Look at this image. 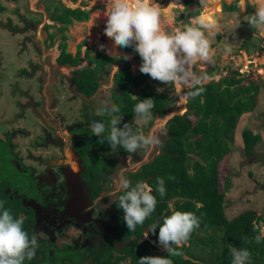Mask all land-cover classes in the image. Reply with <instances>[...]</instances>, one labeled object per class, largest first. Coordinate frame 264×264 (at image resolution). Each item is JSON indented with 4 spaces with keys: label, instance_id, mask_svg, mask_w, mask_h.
Listing matches in <instances>:
<instances>
[{
    "label": "flooded vegetation",
    "instance_id": "flooded-vegetation-1",
    "mask_svg": "<svg viewBox=\"0 0 264 264\" xmlns=\"http://www.w3.org/2000/svg\"><path fill=\"white\" fill-rule=\"evenodd\" d=\"M198 1L193 0L188 4H197ZM45 2L46 11L49 13L51 21H55L52 18L54 9L52 10L51 7L53 2L56 5L57 0ZM26 3L28 6L29 0H26ZM63 3L65 2L62 1ZM0 7H3L2 2ZM14 11L17 19L8 18L14 28L25 27L24 18L32 22L31 27L25 33L13 34L10 31L14 36H20L18 41L20 53L24 52L29 45H32L36 52L27 67L19 71L23 74L24 85L21 86L13 78L11 79L21 92V98H26V105L30 108L31 114L29 115L25 110L21 113L16 111L18 114L16 113L14 117L23 120L24 129L22 132L25 136H30L32 133L35 135L30 146L23 150L19 149L20 142L14 138L12 129L3 133L5 136L3 138L0 134V149L4 152L5 149L8 150L5 152L7 157L4 160L1 158L5 155L0 158L3 163L0 164V201L9 197L14 202L12 210L19 214L18 218L23 217V229L29 234V238L35 236L39 242L35 257L30 261L25 260L24 264H125L127 261L132 263L128 259L129 257L127 259L124 257L128 255L130 249L139 247L138 243L148 241L150 243L148 252L156 247L163 249L158 244V238L153 234L150 233L147 239L143 237L148 227L153 224L150 218L151 215L155 216L154 212L143 225H137L135 231H129L127 228L123 220L124 212L118 207V197L123 194V191L119 189L118 181L121 175L129 178L133 186L137 181H147L154 189L153 192H157L154 183H157L158 179H163L161 177L164 175L163 170L156 166L158 164L162 167V164L157 163L158 159L163 153L169 155L166 151L174 152L176 159L182 155L180 150L168 149V141H173L175 136L169 129L173 122H176L174 117L179 114L170 117L165 124L169 135L166 143L163 145L161 143L151 152H146L144 149L137 150L132 154V166L129 167L128 154L125 150L123 148L111 150L106 140V134L97 137L92 132L90 125L94 121H100L107 126L112 116H117L122 118L121 127L124 123H129L134 131H142L147 135L151 128L159 122V118L167 113L160 114L155 107L156 112H152L153 118L149 123H144L138 115L134 117L139 119V123L131 121L130 118L119 112L112 113V116L98 114V109L103 108L106 104L110 110L113 105L118 106L120 101L121 103L127 101L125 93L116 86L115 74L126 63H129L133 70L130 61L123 59L111 65L105 64L104 70L96 71L99 63L98 61L93 62V60L99 52L105 53V51L99 50L91 55L90 45L87 46L84 39L85 43L80 42L76 45L75 52H72L69 49L67 38H63L67 34L59 30L63 26L60 23L61 26L58 30L62 33V42H59L55 47V50L58 51L55 60L49 61L50 66H47L43 59L37 60L42 54L40 41L37 40L39 39L38 27L42 20L38 21L31 17L30 13L28 16L18 8ZM247 12L251 13L249 8H247ZM35 16L39 18V15ZM14 20L19 21L15 23ZM48 23H50L49 20ZM46 27L49 32L43 34L45 36L43 43L51 45L50 48L55 54L56 51L53 50L55 44L52 45L55 42V34L54 31H51V24H43L41 31H45ZM218 32L219 42L224 35ZM255 35L256 33L253 38ZM62 43L67 44V50L74 56L80 52L81 59L78 64L59 62ZM242 43L237 47L241 48ZM261 46L264 49V44ZM82 47L85 48V57H82ZM254 47L256 50V43ZM222 48L225 51L223 46ZM250 48L245 53L253 56L250 53ZM226 53L228 54V64L223 63V66L233 65V63L237 65L235 60L243 54ZM219 58L222 62L226 61L223 59V54ZM221 61L216 65L220 66ZM137 62V66H140L141 63ZM115 65L118 67L113 74L114 82L111 84L109 69L111 70ZM211 67L200 70L204 74ZM55 70L57 71L55 72ZM133 72L138 74L134 70ZM261 72L264 73V69H261ZM92 74L96 78V85L93 91L87 92V89L90 88L88 75ZM151 80L155 81L154 85ZM159 84H161L159 81L149 76L140 87L132 86L129 95L132 99H139L146 91L152 97L153 92L157 95H167L166 87L171 85H164L165 87L161 88ZM158 88L162 90L157 91ZM171 88L174 87L171 86ZM171 88L169 89L171 90ZM11 90L10 95H13L15 90ZM174 92L177 95L175 90ZM7 97L0 94L1 109L2 107L8 109L7 105H4L7 103ZM15 98L18 99L16 96ZM191 99L186 102L187 107ZM18 101L20 102L19 99ZM11 103L13 102H8V104ZM181 105V108L184 109L183 104ZM12 117L6 119L8 124ZM160 126L161 124L158 127ZM166 135L165 132L162 131V134L160 132L161 142ZM5 144L8 146L5 147ZM255 150L258 149L254 148L253 151ZM243 154L247 162L250 155L247 152ZM76 166H79L78 169ZM74 177L76 178L74 179ZM163 180L165 182V179ZM253 181L258 190L264 191V182H260L257 178H254ZM165 185L170 187L166 182ZM250 211L257 213L255 210L250 209ZM139 248L143 249L142 246Z\"/></svg>",
    "mask_w": 264,
    "mask_h": 264
},
{
    "label": "clouds",
    "instance_id": "clouds-1",
    "mask_svg": "<svg viewBox=\"0 0 264 264\" xmlns=\"http://www.w3.org/2000/svg\"><path fill=\"white\" fill-rule=\"evenodd\" d=\"M211 3L213 0H199L203 9H208ZM175 6L176 3L173 0L170 7ZM238 7L241 13L246 12L248 8L246 0H239ZM253 7L255 11L244 15L243 21L247 22L255 31L264 30V0H255ZM106 8L108 11L104 32L107 37L111 38L113 45L110 49H106L105 45H100L101 51L107 50V54L116 59L128 60L131 59L129 55L125 54L121 57L116 49L132 47L141 58L142 63L139 66V71L142 74H147L166 86L171 85L178 92L187 88L189 98H195L205 91V83L209 80V76L215 75L214 70L218 66L213 70L212 75L206 74L210 70L197 75L194 66L198 62L211 63L213 60L214 52L205 33L215 35L219 29L218 18L202 12L198 16L191 17L183 28L177 27L169 32L165 30V25L169 21L167 10L163 9L157 0H106ZM225 51L230 53L232 49L226 47ZM251 63L249 62V64ZM220 68H223L220 71L221 76L232 72H238L240 78L245 76V73L239 69L230 67L229 71L225 72L226 66ZM220 80L222 79L220 78ZM161 90L157 89V91ZM166 105L168 111L170 99L166 101ZM154 108L153 99L145 98L134 106L133 111L141 117L144 123H149L152 120ZM190 110L188 106L183 114L179 115H184L186 112H189V115H194L196 110L193 113ZM118 111L117 106L113 105L109 110L106 104L103 108L98 109V114L112 116V113ZM121 121V117L112 116L107 126L103 122L94 121L90 127L97 137L106 134V140L111 150L123 148L128 154L127 163L131 167L133 153L140 149L151 152L161 144V141L156 127H153L145 135L142 131H134L129 123H124L121 127ZM160 131L162 134V130ZM243 150V153L247 152L245 146ZM251 154L248 155L251 157ZM253 164L260 163H249L247 160V166ZM157 185L155 191L161 197L165 196L164 180L158 179ZM118 186L123 191V194L118 197V207L124 212L123 220L129 231H135L137 225H143L156 209L157 198L153 195L154 189L147 181H137L133 186L130 179L123 175L118 181ZM185 200L184 197L173 198L169 204L170 215L164 211L161 214L156 213L154 217L151 216V221L154 218L153 224L148 227L143 237L147 239L150 233L156 234V230L159 228L158 244L163 249L152 248L148 252L150 255L139 258V264H173L169 257L182 255L179 249L188 244L192 232L200 226V217L194 212L177 210L175 202H184ZM23 224V217L14 218L10 210L4 208V202L0 201V264H24L25 260L30 261L35 257L39 242L35 236L29 238V234L23 229ZM253 229L258 233L255 236V242L259 244L264 241V224L253 222ZM164 250L168 253L167 256L151 253L153 251L156 254L162 253L165 252ZM230 255L232 264H251V253L246 248H232Z\"/></svg>",
    "mask_w": 264,
    "mask_h": 264
},
{
    "label": "trees",
    "instance_id": "trees-1",
    "mask_svg": "<svg viewBox=\"0 0 264 264\" xmlns=\"http://www.w3.org/2000/svg\"><path fill=\"white\" fill-rule=\"evenodd\" d=\"M72 1L76 2L77 0ZM189 2H193V0ZM59 4H62L61 0H57L52 18L63 24L59 29L62 33H65L68 26L75 21L90 19L91 10L89 9H83L82 7L71 8L63 4L59 7ZM225 5L229 8H227L229 11L239 9L238 3H225ZM249 12L253 13V10L249 9ZM63 38L66 39L67 36L64 35ZM61 46L60 63L76 65L80 62V52L77 56H74L67 50L66 43H62ZM124 49L128 53L134 52L136 54L135 59L139 63H142L139 54L132 47ZM122 60L123 58L116 59L113 56L99 52L93 62L98 61L99 66L96 71H102L105 64L111 65ZM214 69H216V66L211 68L206 74L212 75ZM148 77L149 75L142 74L141 72L138 74L134 73L129 63H126L116 72V86L125 93L127 100L122 103L123 105H121V101L118 104L119 113L127 118L134 117L136 115L133 111L134 106L143 99L150 98L148 91L141 95L139 99H132L129 95L132 86L140 87L147 81ZM88 78V86L90 88L87 89V92H91L96 85V78L93 74L88 75ZM242 79L244 78L233 81L225 79L219 82L212 80L205 83V91L201 95L192 98L189 103L190 109H196L195 115L197 119L195 123L188 117L189 112L174 117L177 123L173 122L169 131L174 133L175 136L173 141H168V149L182 150L179 147L177 149V146L182 147L186 144V152L182 151L181 157H177V159L185 160L187 153H196L200 156L201 161H193L190 163L189 168L187 162L180 164L177 161H173V158L166 154L162 155L157 161V163L162 164V167L158 164L156 166L164 172L161 178L165 179V182L170 187L165 185L166 195L163 197L158 192H153V195L157 198L154 214H161L165 211L167 215H170V201L176 197H184L186 198L184 202H175L177 210L191 211L200 217L199 228L192 232L188 244L179 249L182 255L169 257L172 259L173 264H204V261L207 264H232V257L230 255V249L232 248H246L251 253V264H264V260L260 262L261 258L264 257V241H261L259 244L255 242V236L258 233L253 229V222L255 219H264V212L262 215H257L249 210L232 220H228L223 206L224 193L220 191L219 186V162L233 150L235 143L234 132L238 120L245 111L251 112L256 108V97L262 85H264V80L253 79L249 85L233 88L234 85L241 83ZM231 93H235L236 96H231ZM152 99L160 114H164L167 111L165 101H169L168 96L157 95L153 92ZM242 135L245 150L248 154H251L261 139L260 134L254 133L251 129H244ZM185 141L187 142L185 143ZM165 159H170L172 164L170 165L167 161H164ZM191 169H194L193 172ZM170 177L172 179H169ZM154 186L157 187V183H154ZM3 202L4 208L10 210L14 218L18 219L19 214L12 210L14 202L9 197H6V200ZM198 203H201V206H198ZM153 220L154 218H152ZM210 229L215 232L219 231L217 234L221 237V246L216 247L218 251L213 252L212 250L207 259L197 260V258L188 254V248L196 242V237L197 240L201 238L204 241V235H200L199 233L201 231L208 232ZM158 235L159 228H157L154 236L158 237ZM210 239L214 243L216 238L211 237ZM138 246H142L143 249L140 250L139 247L130 249L128 255L124 257L125 259L129 257L128 259H130L132 264H139L140 257L150 255L148 253L150 246L148 241L138 243ZM155 255L167 256L168 253L165 251Z\"/></svg>",
    "mask_w": 264,
    "mask_h": 264
},
{
    "label": "rangeland",
    "instance_id": "rangeland-1",
    "mask_svg": "<svg viewBox=\"0 0 264 264\" xmlns=\"http://www.w3.org/2000/svg\"><path fill=\"white\" fill-rule=\"evenodd\" d=\"M47 0H29V5L27 6L26 0H0V3L2 2L3 7H0V20L5 21L8 20L9 17H13V19H17L15 17L16 12L14 11L16 8L21 10L22 13H27V15L30 13L31 17L34 19L42 20L41 25L38 27V41H40V46L42 47V54L40 58L37 60H42L47 65H49V61L52 62V59L55 60L56 55L58 54V51L55 50V47L57 44L62 42V33L58 30L60 23L51 21L49 13L46 11V2ZM190 0H175L176 6L170 7V3L173 2V0H157V3L161 5L163 9H173L172 17H169L168 23L165 25L166 31H173L177 27L183 28L184 25H186L189 22V19L191 17L198 16L200 12L203 10L205 14L210 13L212 10L216 12V14L212 15L211 17L218 18L220 20L219 23V29L218 31L221 32L227 42L230 46H240L243 42V33L246 32L245 26L240 22V18H243L244 15H247L248 12L241 13V10H235V11H229L228 7L225 5L227 4H235L239 3V0H222L221 1V7L219 5L215 4L216 1L213 0V3H211L208 7V9H203L201 5L199 4V1L196 3H189ZM195 1V0H194ZM69 4L63 3L66 7H82L83 9H89L91 10L90 19L75 22L72 25H69L65 32L67 34V40L69 43V49L72 52H75L76 45H78L80 42L87 43V46L90 45L89 52L91 55H93V52H97L100 50V45H107L108 41L111 40V38L107 37L105 35L104 29L106 27V21L105 23H102V16L104 18H107L104 13L107 14V8H106V0H77L75 3H72L70 1ZM249 9H252L255 11V8L253 7L255 0H246ZM57 4V3H56ZM62 4H59V7H61ZM28 7V9H27ZM52 10L55 8V3L53 2V6L51 7ZM95 8L102 11L99 14L102 16L98 19H94L95 17ZM175 8V9H174ZM224 8V10H223ZM228 8V9H227ZM221 10V11H220ZM223 10V11H222ZM220 12L219 15H217ZM94 13V14H93ZM35 15H39V18ZM43 15L41 18L40 16ZM29 16V15H28ZM48 20L50 23H48ZM19 20H14L13 22H17ZM101 22V24L99 23ZM51 24V31H54L55 34V42L52 43L55 44L53 50L56 51L54 54V51L50 48L51 45L43 43L44 40V33L49 32L47 30V27L45 28V31H41L43 24ZM49 28V27H48ZM218 32V33H219ZM206 36H208L210 42H211V49L214 52L213 60L211 63H204V62H198L194 66V71L197 75L202 74L201 68L207 69L208 67H215L217 63H220V55L223 54V59L226 60L225 62L221 61V65L218 66L216 69L218 73L213 76H209V80L206 82H210L212 80L219 81L221 78L220 71L223 68H220L224 64H228L227 59V53L223 50L222 46L219 45L218 42V34L217 31L215 35H209L207 32L205 33ZM259 35L264 36V30H258L256 32V35L253 38V43L261 44L263 42H258ZM20 39V36H14L8 29H4L0 27V94L2 96H8L7 97V103L4 105H7L8 109H4L0 107V134L1 137H5L3 133L6 131L13 130L14 138L17 139V141L20 142L19 149L26 150L28 146H30V143L32 142V138H34L35 134H31L30 136H25L24 132H22V129H24V122L23 120L17 119L14 117L17 112H22L23 110L26 111L29 115L31 114L30 108L26 105L27 100L26 98H21V92L19 89L14 85V82L11 80L12 78L16 83H19L21 86L24 85V78L23 74L19 71L25 67H27V64L33 56L36 55V52L32 45H29V47L24 50V52L20 53V48L18 41ZM85 39V40H84ZM262 39V38H261ZM264 40V39H262ZM113 45V43H112ZM85 47V46H84ZM81 48L82 57H85L84 50L85 48ZM109 49L112 48V46H108ZM124 54L121 55L122 57L127 53L124 51V48H121L120 50ZM105 53L107 54V51L105 50ZM250 53L252 55H255V47L250 48ZM131 54V59H128L133 66V70L137 73H139V66L137 60L134 58L136 56L135 53H129ZM127 54V55H129ZM249 55V54H248ZM111 56V55H110ZM256 57V55H255ZM237 58V56H235ZM254 57H248L245 52H243L242 56L240 58H237L235 63H240V60H242V63H240V66L243 68H246L245 76L243 81L239 84H236L233 86V88H239L242 85H249L250 81L253 79H259L264 80V74L260 73L258 71V68L262 66L264 68L263 63H259V61H255L251 64H249V60ZM84 60V59H83ZM218 60V61H217ZM264 60V59H262ZM263 62V61H261ZM231 68H236L237 65L233 63V65H229ZM118 65H115L111 70L109 69V75H110V81L111 84L114 82L113 74L116 71V68ZM220 68V69H219ZM57 70H55L56 72ZM16 77H19L16 79ZM260 77V78H259ZM22 78V79H21ZM109 78V76H108ZM112 78V80H111ZM153 82V80H151ZM155 81L153 82L154 85ZM158 83V82H156ZM161 83V82H160ZM161 88H164V84H159ZM166 87V93L168 98L170 99V105L168 108V111L165 115L162 116V118H159V122L155 124L153 127H156L158 130V135L160 134V130L165 132L167 135L165 136V139H162V145L166 143V139L169 138V135L167 133L166 123L167 120L170 117H173L176 114H183L184 110L186 109V102L189 101L191 98L187 96L188 89H183L182 92H178L175 88ZM14 89L15 92L13 95H10L12 93V90ZM174 90L177 92V95L175 94ZM108 94V93H107ZM231 96L235 97V93H231ZM15 96L20 100L15 98ZM183 97V98H182ZM13 102L11 104H8V102ZM257 105L256 108L249 112L245 111L241 117L238 120L237 127L234 132V138L235 143L233 145V150L225 155L223 159L219 162V186L220 191L224 193V211L226 218L228 220H232L233 218H236L243 212L251 210H255L257 215H261L264 212V191L258 190L253 179L257 178L260 182L264 180V166L260 164H253L247 166L246 159L243 155V135L242 132L244 129H251L254 133L260 134V141L255 147V149L264 150V85H262V88L260 89V92L258 93L256 97ZM166 102V101H165ZM181 102H183V106H185V109L181 111ZM15 105L18 107H15ZM121 105H123L121 103ZM6 107V106H5ZM188 108V107H187ZM15 109L14 111H12ZM17 111V112H16ZM18 114V113H17ZM20 115V114H19ZM12 117V120L8 124L6 122V119L9 117ZM153 118V117H152ZM189 118L193 120V123H195L197 117L196 115H189ZM131 121H135L139 123V119H136L135 117L130 118ZM161 124L160 127H158ZM30 126V125H29ZM28 126V127H29ZM152 129V128H151ZM192 135V133H190ZM161 138V137H159ZM186 139V138H185ZM187 141H185L186 143ZM8 146V144H7ZM5 144V147H7ZM187 145L184 144L182 147L177 146V149H179L181 152H186L185 147ZM165 147V146H164ZM18 149V150H19ZM167 149V148H166ZM5 152H8L7 149H5ZM2 149H0V158L5 155L3 158L7 157V154ZM164 155V153H163ZM170 156V155H169ZM173 158V161H177L178 163L187 162L188 168L190 163L193 161H201L200 156H198L196 153H187L184 159H176V156H170ZM181 157V156H179ZM0 159V164H3ZM164 161H167L170 165L172 164V161L170 159H165ZM194 169H191L193 172ZM249 172V176H248ZM74 173V172H73ZM252 176V178H251ZM76 177H74L75 179ZM198 206H201V203H198ZM256 224H264L263 219H255L254 221ZM219 231L215 232L212 229H210L208 232L201 231L199 234L204 235V241L197 240L196 242L191 245L190 248H188V254L193 257H200L207 259V256L212 252H215L217 250V246H221V237L218 235ZM211 237H215L216 239L213 241L210 239ZM211 241V242H210ZM165 251V250H164ZM218 251V250H217ZM155 252V251H153ZM264 260V257L261 258L260 262ZM206 261H204V264ZM125 264H132L128 261Z\"/></svg>",
    "mask_w": 264,
    "mask_h": 264
},
{
    "label": "water",
    "instance_id": "water-1",
    "mask_svg": "<svg viewBox=\"0 0 264 264\" xmlns=\"http://www.w3.org/2000/svg\"><path fill=\"white\" fill-rule=\"evenodd\" d=\"M64 1V0H63ZM76 8V7H74ZM175 9V8H174ZM24 22H25V27H18V28H14L12 26L11 20H7V21H2L0 20V27L4 28V29H8L9 31L13 32V34H17V33H25L32 25V22L28 21L26 18H24ZM240 22L245 25L246 28V32L243 33V43L241 48L240 47H232L230 46L227 42H225V36H222L219 40V45L223 46L224 48L226 47H230L232 49V51L230 53H243V52H247L249 50L250 47H254L255 43H253L252 39H253V35L257 32L255 31L254 28H251L247 22L243 21V18L240 19ZM217 70H214V74H217ZM240 78L239 73L238 72H232V73H228V74H224L221 76L222 80H228V81H232V80H238ZM150 98H152V95H150ZM196 109H191L190 112L193 113L195 112ZM154 112H156L155 109H153ZM167 154L171 155V156H176V154L174 152H169L166 151ZM249 163H261L264 166V150H255L252 152L251 157L249 159Z\"/></svg>",
    "mask_w": 264,
    "mask_h": 264
},
{
    "label": "crops",
    "instance_id": "crops-1",
    "mask_svg": "<svg viewBox=\"0 0 264 264\" xmlns=\"http://www.w3.org/2000/svg\"><path fill=\"white\" fill-rule=\"evenodd\" d=\"M67 1H70V0H64L65 3L69 4V2H67ZM70 2H72V1H70ZM72 3H75V2H72ZM220 7H221V6H220ZM220 11H221V10H220ZM100 12H102V11H100V10H98V9L95 8V12H94V13H95V17H93V18H94V19H98V17L100 18V17L102 16L101 14H99ZM202 12H203V10L200 12V14H201ZM212 12H213V10H212ZM94 13H93V14H94ZM104 14L107 15L106 13H104ZM200 14H199V15H200ZM211 14H212V13L210 12V13H208V14H206V15L212 16L213 14H212V15H211ZM219 14H220V12H219L217 15H219ZM106 17H107V16H106ZM105 19H107V18H104V17L102 16V23H105V21H106ZM218 21L220 22L219 19H218ZM75 22H80V21H75ZM75 22H74V23H75ZM169 22H170V21H169ZM99 23L101 24V22H99ZM261 38L264 39V36L259 35V39H258L259 41H258V42H260V43L263 42V43H261V44L258 43V44H257L258 47H257L256 50H255V51H256V53H255L256 57H255V55H253V56L247 55V58H248V57H254V58H252V59H254L253 62H255V61L258 62V61H259V63H263V64H264V60H262V59H264V51L262 52V50H264V49L260 47L262 44H264V40H262ZM107 43H108V44L106 45V49H109L108 46H112L113 41H112V40H109ZM259 47H260V48H259ZM120 50H121V48L116 49V51L119 52V54H122V55H123L124 53L121 52ZM106 51H107V50H106ZM260 51H261V53H260ZM131 53H134V52H131ZM126 54H128V53H126ZM130 55H131V54H129V56H130ZM261 61H263V62H261ZM240 63H242V60H240ZM263 66H264V65H263ZM226 69L229 70V69H230V66L227 65L226 68H225V70H226ZM261 69H264V68H263L262 66H260V67L258 68V71H260V73H262V72H261ZM230 71H231V70H230ZM263 74H264V73H263ZM259 78H260V77H259ZM256 79H257V78H256ZM181 104H183V102H181ZM184 107H185V106H184ZM184 109H185V108H184ZM186 109H187V108H186ZM186 109H185V110H186ZM182 110H183V109H182ZM185 110H184V111H185ZM187 257H188V256H187ZM189 257H190V256H189ZM195 258H197V260L203 259V258H200V257H195Z\"/></svg>",
    "mask_w": 264,
    "mask_h": 264
},
{
    "label": "bare ground",
    "instance_id": "bare-ground-1",
    "mask_svg": "<svg viewBox=\"0 0 264 264\" xmlns=\"http://www.w3.org/2000/svg\"><path fill=\"white\" fill-rule=\"evenodd\" d=\"M216 1V3L215 4H217V5H219V7L221 6V0H215ZM170 8V7H169ZM169 8H167L166 10H167V12H166V14H167V16L168 17H170V18H174V17H172V13H173V9L171 10V9H169ZM213 14H216V12H212ZM77 164V163H76ZM77 167V166H76ZM79 167V166H78ZM78 167H77V169H78ZM73 171H75L74 169H73ZM75 173H76V171H75Z\"/></svg>",
    "mask_w": 264,
    "mask_h": 264
},
{
    "label": "built area",
    "instance_id": "built-area-1",
    "mask_svg": "<svg viewBox=\"0 0 264 264\" xmlns=\"http://www.w3.org/2000/svg\"><path fill=\"white\" fill-rule=\"evenodd\" d=\"M253 60H249V62L251 63ZM235 69H239V71H241L242 73H245L246 72V68H243L240 66V63L237 64V67ZM229 71L228 69L225 71L227 72Z\"/></svg>",
    "mask_w": 264,
    "mask_h": 264
}]
</instances>
